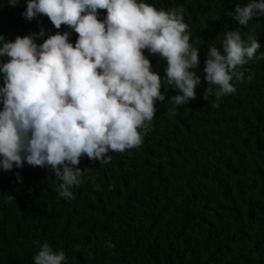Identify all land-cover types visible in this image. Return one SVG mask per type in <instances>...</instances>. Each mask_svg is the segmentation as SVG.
Masks as SVG:
<instances>
[{"label": "trees", "instance_id": "1", "mask_svg": "<svg viewBox=\"0 0 264 264\" xmlns=\"http://www.w3.org/2000/svg\"><path fill=\"white\" fill-rule=\"evenodd\" d=\"M145 2L183 8L190 43L199 48L196 98L176 105L169 98L179 89L162 84L165 100L156 101L142 145L109 152L103 165L82 156L79 167L89 169L73 187L74 199L54 190L50 168L25 162L0 169V264H34L36 241L63 249L65 264H264V60L242 67L244 82L233 80L237 91L221 97L218 108L215 96L203 98L208 47L222 51L226 31L239 30L242 39L255 34L259 56L264 16L238 25L228 13L247 0ZM25 10V0H0V34L14 40L41 28L68 30L55 29L44 15L29 21ZM105 15L101 10L99 18ZM69 39L74 45L77 34ZM143 52L163 79L166 60ZM10 194L16 200L9 202Z\"/></svg>", "mask_w": 264, "mask_h": 264}, {"label": "clouds", "instance_id": "2", "mask_svg": "<svg viewBox=\"0 0 264 264\" xmlns=\"http://www.w3.org/2000/svg\"><path fill=\"white\" fill-rule=\"evenodd\" d=\"M22 16L31 21L47 16L61 33L44 28L8 40L0 34V169L7 172L24 163L50 168L55 191L74 199V186L82 183L89 168H80L87 156L109 163V152L139 148L151 130L156 101H164L162 84L179 89L171 96L176 105L196 98L201 77L199 48L190 43L183 8L165 10L145 0H25ZM16 5L19 0H8ZM106 15L100 19V11ZM240 26L264 16V0L238 3L228 13ZM77 34L73 45L71 32ZM43 40L37 44L36 39ZM261 44L254 33L242 39L239 30H228L222 51L210 45L203 68V98L218 101L237 91L233 80L244 82L241 70ZM166 60L163 79L152 70L143 50ZM252 75L247 77L250 82ZM99 190V185L96 186ZM111 188V186H110ZM9 202L16 200L8 196ZM34 264H65L63 249L34 242ZM106 246L113 248L109 241Z\"/></svg>", "mask_w": 264, "mask_h": 264}]
</instances>
